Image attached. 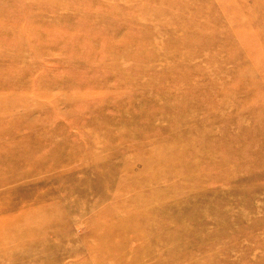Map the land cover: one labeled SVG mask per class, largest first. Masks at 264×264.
I'll return each mask as SVG.
<instances>
[{"label": "rangeland", "instance_id": "obj_1", "mask_svg": "<svg viewBox=\"0 0 264 264\" xmlns=\"http://www.w3.org/2000/svg\"><path fill=\"white\" fill-rule=\"evenodd\" d=\"M2 203L0 264H264V0H0Z\"/></svg>", "mask_w": 264, "mask_h": 264}, {"label": "bare ground", "instance_id": "obj_2", "mask_svg": "<svg viewBox=\"0 0 264 264\" xmlns=\"http://www.w3.org/2000/svg\"><path fill=\"white\" fill-rule=\"evenodd\" d=\"M229 23V22H228ZM231 25V24H230ZM263 37H261V39H262ZM10 193V192H9ZM6 194V193H5ZM5 194L4 195H2L3 197L5 196ZM10 195H11V193H10ZM33 197V196H32ZM20 200V199H19ZM20 201H22V199L20 200ZM27 201V200H26ZM8 202V201H7ZM24 202V201H23ZM3 204V203H2ZM1 204V205H2ZM20 204L21 203H19V207H20ZM0 205V227H3V229L5 230L6 228H11V226H12V223H11V219H9L10 217H8V215H2V214H5L6 212H8V211H11V210H13V209H16V207H17V203H15L14 205H11V206H7V207H4V204L1 206ZM6 205V204H5ZM8 205H10V204H8ZM16 205V206H15ZM25 205V204H24ZM23 206V205H22ZM28 210V209H27ZM28 211H30V210H28ZM38 211V210H37ZM37 214V213H36ZM42 215V214H41ZM50 215V214H49ZM43 216V215H42ZM32 218V217H31ZM31 222V221H30ZM28 223H29V221H28ZM27 225V224H26ZM38 227H39V225H38ZM42 227V226H41ZM40 227V228H41ZM39 229V228H38ZM42 231V230H41ZM6 234V233H5ZM102 251V250H101ZM90 252V251H89ZM104 253H106V254H108V250L107 249H104L103 251H102V254H103V256H104V258H106V255L104 254ZM96 254H97V252H95L94 250L93 251H91L90 253H89V256H90V258H92V259H94L95 258V256H96ZM126 254L127 253H125V255H122V259H121V261H122V264H129L130 263V261H127L126 263H125V260H126ZM116 255V257H118V256H120L121 254H115ZM163 255V254H162ZM165 255V254H164ZM166 261V260H165ZM160 262V261H159ZM163 262V261H162ZM142 263V262H141ZM140 263V264H141ZM170 263V262H169ZM137 264V263H136ZM155 264V263H154Z\"/></svg>", "mask_w": 264, "mask_h": 264}]
</instances>
